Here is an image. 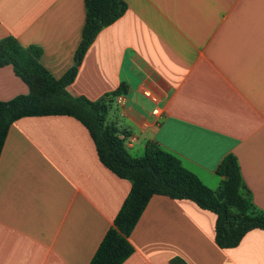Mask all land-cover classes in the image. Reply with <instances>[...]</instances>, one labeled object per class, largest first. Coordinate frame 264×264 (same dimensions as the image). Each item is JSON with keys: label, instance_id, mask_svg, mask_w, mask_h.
<instances>
[{"label": "crops", "instance_id": "obj_1", "mask_svg": "<svg viewBox=\"0 0 264 264\" xmlns=\"http://www.w3.org/2000/svg\"><path fill=\"white\" fill-rule=\"evenodd\" d=\"M123 1L125 13L97 34L67 92L97 101L125 84L106 122L136 138L125 145L132 157L155 142L215 190L216 169L232 154L264 212V0ZM85 15V0H0V40L40 49V64L60 79ZM27 94L12 67H0V102ZM129 191L77 120L13 122L0 154V264H89ZM215 220L191 201L153 196L122 264H264V230L221 249Z\"/></svg>", "mask_w": 264, "mask_h": 264}, {"label": "trees", "instance_id": "obj_2", "mask_svg": "<svg viewBox=\"0 0 264 264\" xmlns=\"http://www.w3.org/2000/svg\"><path fill=\"white\" fill-rule=\"evenodd\" d=\"M126 9L123 0H85V23L74 64L60 79L40 64V49L22 47L12 37L0 40V67L10 65L28 88L27 95L0 102V154L13 122L26 117H71L87 130L99 162L116 177L130 182V191L89 264H122L133 254L129 235L153 196L188 200L212 212L216 216L215 244L221 249L234 248L249 231L264 230V212L253 206L232 154L225 155L216 169L220 186L210 189L155 142H146L141 157L127 152L120 137L123 132L106 122L112 99L127 92L125 84L97 101L73 97L66 90L97 34Z\"/></svg>", "mask_w": 264, "mask_h": 264}, {"label": "built area", "instance_id": "obj_3", "mask_svg": "<svg viewBox=\"0 0 264 264\" xmlns=\"http://www.w3.org/2000/svg\"><path fill=\"white\" fill-rule=\"evenodd\" d=\"M143 94H144L145 96H147V93H146V92H143ZM116 103L119 104V105H122V104H123V98H122L121 96H117V97H116ZM153 114H154V115H157V114H158V109H154V110H153ZM120 137L123 139L124 144H125L126 146H130V144H131L132 142H134L135 139H136L134 136H129V135H122V136H120Z\"/></svg>", "mask_w": 264, "mask_h": 264}]
</instances>
